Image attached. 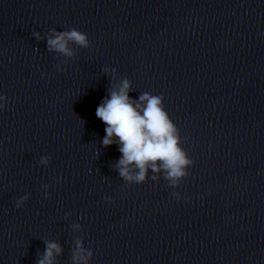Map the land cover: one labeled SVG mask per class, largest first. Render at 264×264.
I'll list each match as a JSON object with an SVG mask.
<instances>
[{"label":"clouds","instance_id":"clouds-1","mask_svg":"<svg viewBox=\"0 0 264 264\" xmlns=\"http://www.w3.org/2000/svg\"><path fill=\"white\" fill-rule=\"evenodd\" d=\"M33 35L37 40L46 39L47 50L66 57L73 56L70 43L82 48L90 47L86 33L75 28L64 31L51 30L46 37L39 32ZM130 81L124 79L118 87L110 89L108 96L96 108V117L105 125V136L102 145L108 147L116 143L121 153L115 164L119 176L127 182L142 183L146 179L148 168L153 172L164 170L165 179L172 186L188 176L187 168L194 161L188 159L185 150L181 147L177 126L174 124L163 103V96H154L148 92L139 95L138 100L129 96ZM0 96V101H5ZM5 107L0 103V110ZM50 156H43L39 163L48 165ZM157 162H160L159 164ZM155 179V177H153ZM45 189L50 185H43ZM47 192L45 196L47 197ZM180 199L179 193L175 194ZM29 199L28 195L21 196L16 203L19 208ZM106 199H111L110 197ZM62 253L59 244L48 241L42 256L37 264H54L55 257ZM93 256L90 249H85L80 241L73 252V264H88Z\"/></svg>","mask_w":264,"mask_h":264}]
</instances>
